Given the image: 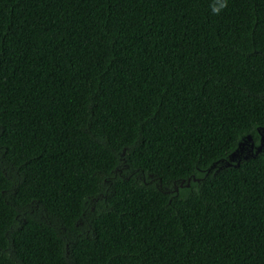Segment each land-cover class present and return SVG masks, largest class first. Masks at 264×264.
<instances>
[{
  "label": "trees",
  "instance_id": "16d2710c",
  "mask_svg": "<svg viewBox=\"0 0 264 264\" xmlns=\"http://www.w3.org/2000/svg\"><path fill=\"white\" fill-rule=\"evenodd\" d=\"M212 3L0 0V264H264V0Z\"/></svg>",
  "mask_w": 264,
  "mask_h": 264
},
{
  "label": "water",
  "instance_id": "95a60500",
  "mask_svg": "<svg viewBox=\"0 0 264 264\" xmlns=\"http://www.w3.org/2000/svg\"><path fill=\"white\" fill-rule=\"evenodd\" d=\"M259 143L254 144L251 136H246L245 139L238 143V147L233 151L226 160L220 161L224 166L231 164L238 165L241 159L255 157L260 152H264V126L258 130ZM215 165H212V167Z\"/></svg>",
  "mask_w": 264,
  "mask_h": 264
},
{
  "label": "clouds",
  "instance_id": "9594fccd",
  "mask_svg": "<svg viewBox=\"0 0 264 264\" xmlns=\"http://www.w3.org/2000/svg\"><path fill=\"white\" fill-rule=\"evenodd\" d=\"M228 0H213L210 6L211 14H219L227 5Z\"/></svg>",
  "mask_w": 264,
  "mask_h": 264
},
{
  "label": "flooded vegetation",
  "instance_id": "af4514ba",
  "mask_svg": "<svg viewBox=\"0 0 264 264\" xmlns=\"http://www.w3.org/2000/svg\"><path fill=\"white\" fill-rule=\"evenodd\" d=\"M261 153V152H260Z\"/></svg>",
  "mask_w": 264,
  "mask_h": 264
}]
</instances>
